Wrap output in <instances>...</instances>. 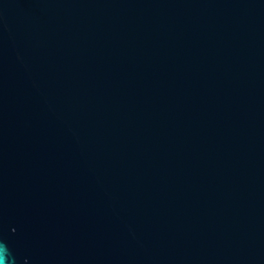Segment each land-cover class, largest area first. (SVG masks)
I'll list each match as a JSON object with an SVG mask.
<instances>
[{"label":"water","instance_id":"obj_1","mask_svg":"<svg viewBox=\"0 0 264 264\" xmlns=\"http://www.w3.org/2000/svg\"><path fill=\"white\" fill-rule=\"evenodd\" d=\"M0 264H264V0H0Z\"/></svg>","mask_w":264,"mask_h":264}]
</instances>
